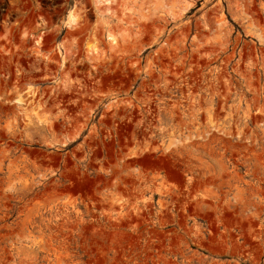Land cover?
I'll use <instances>...</instances> for the list:
<instances>
[{
  "label": "rangeland",
  "instance_id": "rangeland-1",
  "mask_svg": "<svg viewBox=\"0 0 264 264\" xmlns=\"http://www.w3.org/2000/svg\"><path fill=\"white\" fill-rule=\"evenodd\" d=\"M0 264H264V0H0Z\"/></svg>",
  "mask_w": 264,
  "mask_h": 264
}]
</instances>
